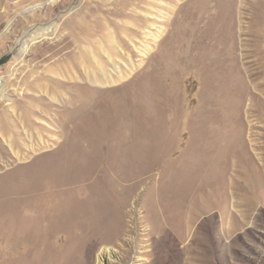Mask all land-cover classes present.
Instances as JSON below:
<instances>
[{"label":"rangeland","instance_id":"rangeland-1","mask_svg":"<svg viewBox=\"0 0 264 264\" xmlns=\"http://www.w3.org/2000/svg\"><path fill=\"white\" fill-rule=\"evenodd\" d=\"M211 1L0 0V264H264V0Z\"/></svg>","mask_w":264,"mask_h":264},{"label":"bare ground","instance_id":"bare-ground-1","mask_svg":"<svg viewBox=\"0 0 264 264\" xmlns=\"http://www.w3.org/2000/svg\"><path fill=\"white\" fill-rule=\"evenodd\" d=\"M124 1H125V3H124L125 7L126 6H135V5L138 6L142 2V0H124ZM209 1H210V3H209L208 8H207L208 12H210L212 9L216 8V6H213L212 1L211 0H209ZM90 17H91V13H89L83 17H80V19L81 20H87ZM44 36H46L45 33H39L38 34V33L34 32V33L30 34L28 36V38H30L31 41H34L36 39L43 38ZM114 43L116 44V41H113V39H111L109 37L106 38V42H105L106 46L110 47V46L114 45ZM69 55H70V57L73 56L72 63H74V64H81L82 60H84V58L87 57L86 53H84V51H82V50H80V53L78 55H76L74 52H70L67 54L68 57H69ZM78 61H79V63H78ZM88 62H91V60H88ZM95 63H96V61H95ZM91 65L94 66V63L91 62ZM97 69L100 71H103V69L98 64H97ZM89 79L92 82H95V83L97 82V80L94 77H89ZM33 82H35V81H33ZM25 84H28L31 87L36 86V83H29V82H27V79L25 80ZM0 91H1V88H0ZM177 186H178L177 183H174V182L171 183L170 196H174V195L177 196L176 195L177 190H178ZM163 197H164V195H163L162 191H159V193H154V197L151 200H149V202H146V201L143 202L142 208L145 211V213L150 214V215H156L157 212L162 213L163 212L162 207L166 206V208H167V201H165ZM174 198L175 197H172L171 201L168 202V209L173 210L175 208L177 200H175ZM176 198H178V197H176ZM111 203H113V202L103 201V202H94L93 203L97 207L96 212L92 216V219L94 220L93 223H95L97 226V229L93 230V234L99 235L100 233L103 232V230H105L106 235H113L116 233L118 228L123 227V223H124L123 216L120 215L119 213L115 212L114 210H112L113 207H112ZM117 204H118V202H117ZM103 252H107V251H103Z\"/></svg>","mask_w":264,"mask_h":264}]
</instances>
